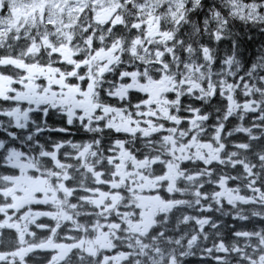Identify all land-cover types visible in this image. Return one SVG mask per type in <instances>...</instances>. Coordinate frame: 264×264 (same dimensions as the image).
<instances>
[{
	"label": "snow or ice",
	"instance_id": "6c2138e0",
	"mask_svg": "<svg viewBox=\"0 0 264 264\" xmlns=\"http://www.w3.org/2000/svg\"><path fill=\"white\" fill-rule=\"evenodd\" d=\"M261 127L264 0H0V262L264 264Z\"/></svg>",
	"mask_w": 264,
	"mask_h": 264
},
{
	"label": "flooded vegetation",
	"instance_id": "af4514ba",
	"mask_svg": "<svg viewBox=\"0 0 264 264\" xmlns=\"http://www.w3.org/2000/svg\"><path fill=\"white\" fill-rule=\"evenodd\" d=\"M89 180H90V178L86 176V181L88 182ZM183 213L189 214L190 218L192 216V214L186 212L184 209H178V210H175V211L169 213V219H168L167 224H163L161 226L166 228V229L175 230V228H176L175 227L176 226L175 218L177 216H180ZM186 227L188 229L189 225L186 226L183 223H181L179 225V231L183 232ZM41 235H42V233L37 232L36 236L34 238L26 236L25 237V241L28 244L33 243L34 239L38 240L41 237ZM169 235H175V231L169 233ZM0 239L3 240V241H0V252H9L14 247L18 246L17 239L12 233H8V232L2 233V234H0ZM123 242L127 243L128 241L124 240ZM160 245H164L165 246L164 249H163V252H167L169 247L174 248L176 250V252H177V260L179 261V264H186L184 262V257L181 259V257L179 256V253L181 251L186 253L187 252V246H185V248H178L175 244H172V245L164 244L163 240L160 241ZM99 257H100V253L99 252L97 253V256L95 258H87L86 257L85 260L83 261V264H98ZM16 259L17 258L15 256H5L4 257V261L0 262V264H8L9 261H11L12 264H15ZM33 259H43V253L34 252V253L30 254L29 256L26 257V262H30ZM73 259L75 260V258H73ZM36 264H40V261H38ZM76 264H81V262H76Z\"/></svg>",
	"mask_w": 264,
	"mask_h": 264
},
{
	"label": "trees",
	"instance_id": "16d2710c",
	"mask_svg": "<svg viewBox=\"0 0 264 264\" xmlns=\"http://www.w3.org/2000/svg\"><path fill=\"white\" fill-rule=\"evenodd\" d=\"M244 39L246 40L247 39V37H244ZM255 39L257 40V41H259V37L257 36V37H255ZM224 47V45H220V48H223ZM254 50V48H250L249 50H248V53H246V54H250L251 53V51H253ZM219 55V54H218ZM259 123V122H258ZM263 129H264V127H261V129H260V132L262 133L263 132ZM258 145H257V143L256 142H253V148H255V147H257ZM240 155H244L243 153H241ZM187 193H191V190H188L187 191ZM226 225L227 224H224L223 225V227H222V233H226V231H227V228H226ZM0 241H3L2 239H0ZM184 262L186 263V264H198V263H196L195 261H191L190 259H184Z\"/></svg>",
	"mask_w": 264,
	"mask_h": 264
},
{
	"label": "bare ground",
	"instance_id": "6f19581e",
	"mask_svg": "<svg viewBox=\"0 0 264 264\" xmlns=\"http://www.w3.org/2000/svg\"><path fill=\"white\" fill-rule=\"evenodd\" d=\"M160 247H161V249L163 250L165 246H164V245H160Z\"/></svg>",
	"mask_w": 264,
	"mask_h": 264
},
{
	"label": "rangeland",
	"instance_id": "374dc122",
	"mask_svg": "<svg viewBox=\"0 0 264 264\" xmlns=\"http://www.w3.org/2000/svg\"><path fill=\"white\" fill-rule=\"evenodd\" d=\"M183 209V208H182ZM187 212V211H186Z\"/></svg>",
	"mask_w": 264,
	"mask_h": 264
}]
</instances>
